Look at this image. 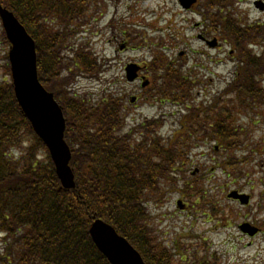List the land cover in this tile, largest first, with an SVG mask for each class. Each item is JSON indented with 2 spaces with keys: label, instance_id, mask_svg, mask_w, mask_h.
Instances as JSON below:
<instances>
[{
  "label": "trees",
  "instance_id": "1",
  "mask_svg": "<svg viewBox=\"0 0 264 264\" xmlns=\"http://www.w3.org/2000/svg\"><path fill=\"white\" fill-rule=\"evenodd\" d=\"M83 1L0 0L35 41L38 80L54 93L63 110L75 181L74 189H60L53 164L41 153V142L14 102L10 83L1 77L0 264H108L88 234L94 217L111 224L147 264H185L187 260L174 262L173 254L156 240L147 224L145 204L161 200L164 185L174 184L192 134L200 132L222 141L225 148L232 147L238 134L230 123L234 116L226 105L217 106L218 98L208 105L192 104L191 81L164 57L149 63L152 75L157 73L152 90L185 108L168 137L157 134L159 119H143L126 129L122 97L105 94L106 88H100L102 95L95 103L85 94L72 93L67 88L78 73L103 71L93 53L73 39L86 23ZM221 30L240 65L221 93L232 94L228 101L236 102L235 107L250 108L264 101V89L259 87L264 56L255 57L245 45L254 42L252 29L228 24ZM0 72L3 76L8 72L1 50Z\"/></svg>",
  "mask_w": 264,
  "mask_h": 264
},
{
  "label": "rangeland",
  "instance_id": "2",
  "mask_svg": "<svg viewBox=\"0 0 264 264\" xmlns=\"http://www.w3.org/2000/svg\"><path fill=\"white\" fill-rule=\"evenodd\" d=\"M87 1L91 20L81 32L77 30L73 39L85 50L90 48L106 70L104 75L78 73L69 83L72 92L85 94L95 103L102 95L100 88H106L105 94L123 97L119 102L124 109L125 128L143 118L159 119L157 130L168 137L185 113L183 106L154 94L157 73L154 77L148 71L149 65L142 74L150 82L146 88H141L139 81L127 84L123 72L127 62L146 66L156 57H164L179 66L184 77L189 75L194 104L208 105L218 98L217 106L226 105L234 116L230 123L238 134L230 148L200 132L192 134L187 149L190 153L175 172L174 184L164 185L163 198L148 204L147 224L153 227L156 240L176 256L189 254L190 262L204 259L207 264H264V240L239 230L244 223L254 226L251 203L241 207L225 196L232 190L256 196L263 191L258 177L264 178V101L242 109L228 101L234 98L232 94L221 93L240 67L233 45L223 40L219 30L209 31V22L196 27L200 17L179 9L175 0ZM253 1L243 0L234 8H224L223 14L239 19L243 26H264V10L255 9ZM198 34L206 35L208 40L215 38L217 46L207 47ZM1 39L0 30V49L6 53L8 44ZM122 43L128 47L120 52L118 46ZM155 48L163 55L152 56ZM252 49V55L260 56L262 48ZM1 77H5L3 72ZM260 85L263 90L264 80ZM132 96L136 98L133 104L129 102ZM178 203L183 207L178 208Z\"/></svg>",
  "mask_w": 264,
  "mask_h": 264
},
{
  "label": "water",
  "instance_id": "3",
  "mask_svg": "<svg viewBox=\"0 0 264 264\" xmlns=\"http://www.w3.org/2000/svg\"><path fill=\"white\" fill-rule=\"evenodd\" d=\"M182 1L183 7L187 8L193 0ZM0 20L2 30L10 43L7 58L16 102L35 134L46 146L61 187L73 188L74 178L69 167L70 151L63 140L64 120L61 108L53 99V95L44 90L37 80L34 41L13 13L1 5ZM209 44L213 45V42ZM130 67L126 68L127 80L132 81L135 75ZM229 197L238 198L241 203L247 202L246 196L237 195L236 192L230 193ZM241 229L253 233L245 225L241 226ZM89 234L93 244L107 258L109 264H144L139 253L129 242L102 220L93 221Z\"/></svg>",
  "mask_w": 264,
  "mask_h": 264
},
{
  "label": "flooded vegetation",
  "instance_id": "4",
  "mask_svg": "<svg viewBox=\"0 0 264 264\" xmlns=\"http://www.w3.org/2000/svg\"><path fill=\"white\" fill-rule=\"evenodd\" d=\"M178 1V0H176ZM235 0H196L194 4H192L191 6V10H193L195 13L200 15V23H207V22H211L212 24H215V22H222L224 19H211L209 20V16L208 14H206L205 11H200L199 9L204 8L205 5H207L209 7V5H211V7L213 9H217V8H223V7H227L231 6L230 3H233ZM254 6L256 9H260V10H264V0H254ZM229 3V4H228ZM215 4H218L217 6ZM204 13V14H202ZM139 75V74H138ZM139 77H141V75H139ZM259 181L261 182V187L263 189V191H259L258 194L256 196H251L250 200L248 202L251 203L252 205V215H253V229L255 230V234L252 235L254 237H260L261 239L264 240V178L262 179L261 177H258ZM235 203H237V205H239L238 202L234 201ZM241 206V205H239ZM248 205L245 206H241V207H246Z\"/></svg>",
  "mask_w": 264,
  "mask_h": 264
}]
</instances>
